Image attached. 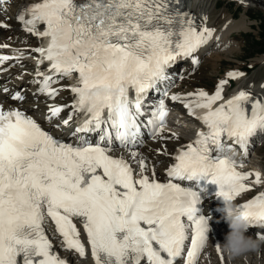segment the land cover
Segmentation results:
<instances>
[{"label":"snow or ice","instance_id":"1","mask_svg":"<svg viewBox=\"0 0 264 264\" xmlns=\"http://www.w3.org/2000/svg\"><path fill=\"white\" fill-rule=\"evenodd\" d=\"M166 3L38 0L17 17L25 31L41 38L32 50L39 65L47 62L46 71L36 72L43 78L39 91L55 98L62 89L52 85L75 76V84L67 86L72 103L50 107L46 117L50 123L71 109L61 123L70 126L76 118L75 142H63L22 111L0 106V264H67L46 235V215L65 249L84 257L78 220L95 264H195L209 240L210 217L201 207L208 189L201 182L215 185L214 195L222 200L251 190L245 181L253 174L237 171L233 158L214 153L223 151L225 139L247 151L249 139L264 131V100L241 90L214 108L226 80L213 94L200 89L171 97L186 99L189 114L207 109L198 119L208 131L176 150L164 182L155 167L149 175L145 160L130 148L141 130L137 117L144 94L166 78L172 61L192 56L212 36L191 18L170 14ZM7 59L0 56V62ZM242 75L228 73L233 79ZM13 98L23 99L18 93ZM153 115L148 123L156 134L167 115L163 102ZM90 133L98 134L95 141L87 138ZM117 143L130 151L138 169L110 154ZM254 175L259 184L260 174ZM183 181L195 188L181 186ZM237 211L249 225L264 226V193Z\"/></svg>","mask_w":264,"mask_h":264},{"label":"bare ground","instance_id":"2","mask_svg":"<svg viewBox=\"0 0 264 264\" xmlns=\"http://www.w3.org/2000/svg\"><path fill=\"white\" fill-rule=\"evenodd\" d=\"M18 1L25 3L29 0ZM238 1L243 7V10L238 16H235L228 8L217 9L220 0H193L194 5L189 7V13L193 15L192 20H194L198 29L203 26L212 30V36L207 43L202 45L192 56H188L181 64L180 68L170 71L166 74V78L159 81L158 85L162 89H168L164 97L171 98L173 95H178L184 98L188 93H194L200 89L209 92L210 89L199 87L192 83L194 79L198 78L196 74L203 65H207L208 63L212 66V70L219 68L220 61L224 55L231 56L232 53L240 50L241 44L239 39L235 37V33L241 34L250 26V22L247 19L248 7L259 4L264 6V0ZM14 2L15 1H11L10 4L0 5V9L3 6L7 9L5 13L0 12V19L12 24L11 29H0V44L8 45V48L0 51L10 54H28L29 58H11L0 62V97L6 98V100L1 101L5 109L16 107L18 110L23 111L39 120L41 123L49 126L54 133H68L72 130L71 127L74 125V120L70 122V126H64L61 121L68 116L71 109L66 108L59 117H53L50 123L46 117L50 107L71 104L72 98L67 88V86L70 85V80L64 78L61 79L59 83L52 85L53 88L62 89L55 98H50L39 91V83H37L39 80H37V77L34 75V61L32 60V57L37 55V53L32 51V46L35 45L34 38L28 33L20 31L18 24L13 19L11 10H13ZM6 66H8V68L4 69ZM230 72L243 73L242 76H238L234 79L238 84L236 83V87L232 90L238 92L243 90L255 99H264V78H261L257 71H254L250 75L245 74L238 66L227 69L221 73V77L217 79L214 87L221 80H226L227 83L224 87L227 92L233 80V78L228 76ZM15 93H18L23 99H14ZM185 101L186 99L172 100L170 104L184 113L185 109L182 106ZM189 120L196 123L195 119L185 114L179 117V119L173 120L170 126L176 124L178 121ZM57 125H59V127H57ZM190 129L191 128L188 126L186 133L191 132ZM186 136V134L181 135L168 127H164L163 131L154 139L147 140L143 146L135 148L132 151H136L139 154L137 159L143 158L145 160L149 169V175L151 174V169L155 167L157 177L166 179L165 170L173 163L172 156L176 146L185 141ZM250 144L252 145L250 152H252V156L255 159L252 164L255 165L256 163L258 164V161H264V131H257L256 134L250 138ZM113 153L126 157L134 169H138L139 166L137 163L133 162L129 150H120L117 148ZM247 162L248 160L245 161L246 164H248ZM253 178L254 174L250 175L247 182ZM260 180H262L261 175ZM247 185L250 186L251 190L242 193L236 198L234 200L235 205L237 201L263 190L262 186L258 184ZM202 199L203 213L210 217V232L209 240L202 249L196 264H264V245L257 251L243 253L232 258L227 256L221 248L219 252L217 251L215 244H222L225 235L230 231L228 223L223 216V204L221 200L216 199L215 195L209 192L208 194H204ZM74 222L77 224L81 232V240L86 246L84 257L79 256L74 250H66L59 234L54 230L53 225L48 220H45L47 231L53 238L55 249L60 256L66 257L70 264H95L91 255L90 246H88L86 242L84 230L81 228V224L78 220ZM260 232L264 234V228H261ZM245 235L250 236L251 233L246 231ZM221 254L224 257L223 260L220 259ZM177 264H183L182 260H178Z\"/></svg>","mask_w":264,"mask_h":264},{"label":"rangeland","instance_id":"3","mask_svg":"<svg viewBox=\"0 0 264 264\" xmlns=\"http://www.w3.org/2000/svg\"><path fill=\"white\" fill-rule=\"evenodd\" d=\"M217 6V9L228 8V10L235 16H238L239 13L243 10L242 6L236 5L234 4V2H227L225 0H220ZM247 14V19L250 22V26L241 34L235 33V37L240 41L241 49L235 53H232L231 56L224 55L220 61L219 68L215 70H212V66L209 63L207 65H203L200 68L199 72L196 74L198 78L193 80V84L206 89H208L206 86L211 88L213 85H215V81H217V79L221 77V73H223L225 70L238 66L243 71L245 67L243 62L247 65L251 64L254 67L252 70L250 69L251 71L248 70V72H250L248 75L252 74L254 71H257L258 75L261 78H264V54H262V49L261 47H259V45L264 44L263 39L260 37L262 28L259 26L261 22L264 25V6L260 4L251 5L248 7ZM253 36H255L259 40V42L252 41ZM236 83L237 82H235V85ZM228 91L230 92V90ZM187 126H192L193 128V126H195V123L189 120L181 122L179 125L175 124L173 127H177V129L180 130L184 129V127ZM186 130L187 128L183 130L181 135L186 134L187 136H190V134L192 133V129H190L191 133H186ZM250 161L252 162L253 160L251 159ZM258 163V165L264 169V161H258Z\"/></svg>","mask_w":264,"mask_h":264},{"label":"clouds","instance_id":"4","mask_svg":"<svg viewBox=\"0 0 264 264\" xmlns=\"http://www.w3.org/2000/svg\"><path fill=\"white\" fill-rule=\"evenodd\" d=\"M223 216L228 223L230 231L225 235L221 250L230 258L243 253L257 251L264 245V234H258L256 239L246 236L249 227L247 218L237 211L233 200H222Z\"/></svg>","mask_w":264,"mask_h":264},{"label":"trees","instance_id":"5","mask_svg":"<svg viewBox=\"0 0 264 264\" xmlns=\"http://www.w3.org/2000/svg\"><path fill=\"white\" fill-rule=\"evenodd\" d=\"M261 28H262V39H264V25L261 24ZM260 47H262L261 49L264 50V44L260 45Z\"/></svg>","mask_w":264,"mask_h":264}]
</instances>
